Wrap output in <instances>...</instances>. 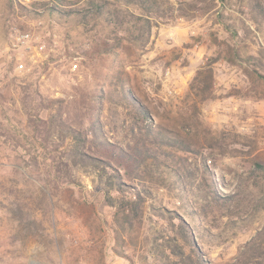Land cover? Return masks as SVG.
<instances>
[{
  "label": "rangeland",
  "instance_id": "1",
  "mask_svg": "<svg viewBox=\"0 0 264 264\" xmlns=\"http://www.w3.org/2000/svg\"><path fill=\"white\" fill-rule=\"evenodd\" d=\"M72 1L86 6V0ZM108 1L118 15L140 13ZM167 1L185 15L153 19L145 45L125 43L104 54L99 47L113 29L107 19L77 25L51 16L44 9L51 0H17L42 12L38 16L0 0V264H159L150 254L144 261L138 250L127 249L132 259L115 253L113 209L103 203L95 173L70 164L74 139L57 126L60 114L76 126L117 76L157 122L190 137L211 158L206 165L221 192L242 189L235 213L212 208L201 220L207 231L200 245L210 264L229 262L264 223V176L250 173L253 160L264 163V71L244 61L251 55L264 60V18L255 21L251 0H202L198 6L205 9L194 10L186 4L193 0ZM21 34H28L25 41L17 39ZM207 69L213 78L201 99L191 86L201 70L197 84L204 87ZM103 102L99 116L108 139L127 140L126 109L116 105L118 129L111 130L110 102ZM24 104L52 121L48 140L56 152L42 148ZM218 138L221 147H208ZM44 156L69 163L64 181L50 184ZM148 200L182 210L173 188L154 187ZM163 225L154 215L145 223L151 234Z\"/></svg>",
  "mask_w": 264,
  "mask_h": 264
},
{
  "label": "trees",
  "instance_id": "2",
  "mask_svg": "<svg viewBox=\"0 0 264 264\" xmlns=\"http://www.w3.org/2000/svg\"><path fill=\"white\" fill-rule=\"evenodd\" d=\"M114 1L134 5L140 13L126 11L118 15L117 10L107 8L108 0H86V6H77L72 0H51L44 9L57 21H73L77 25L103 19L110 21L113 29L99 47V52L104 54L119 49L125 43L145 45L151 34L153 19L168 18L173 11L177 15H185L181 6L174 8L167 0ZM201 3L202 0H193L186 4L191 10L205 9V6H198ZM14 6L33 15L42 13L33 7L27 8L17 0H9L8 7L13 9ZM251 9L255 21L259 23V19L264 18V0H251ZM244 61L256 71H264L262 55H251ZM207 72L204 87L197 84L201 83V70H198L191 86L194 96L201 95V99L208 97L213 78L211 69H207ZM114 86L112 90L109 88L99 93L95 98L97 106L94 104L89 108L84 117H77L74 122L76 126L63 119L62 114L57 118V126L74 139L70 164L95 173L103 203L113 209L111 229L115 253L132 259L126 253L127 249L138 250L144 261L150 254L159 264H210L200 245L207 231L201 220L207 217L212 208L222 214L235 213L233 205L239 204L242 189L231 193L221 192L215 176L206 165V160L211 158L203 155L190 137L157 122L149 108L130 90L126 78L117 76ZM103 99L110 102L111 130L118 129L116 105L126 109L130 121L122 127L127 140L108 139L99 116V111L104 107ZM54 102L61 103L63 100L56 99ZM24 105L27 123L34 127L36 136L40 135L42 148L47 153L49 147L50 151L56 152L58 145L48 140L53 128L52 121L39 117L36 110ZM221 140L214 139L208 147H221ZM42 164L50 184L64 181L70 171L69 163L61 157L44 156ZM56 172L62 175L57 176ZM250 173L264 176V163L253 160ZM154 187L175 189L181 199V212L148 204ZM152 215L166 222V226H161L154 234L145 226ZM226 264H264V223Z\"/></svg>",
  "mask_w": 264,
  "mask_h": 264
},
{
  "label": "built area",
  "instance_id": "3",
  "mask_svg": "<svg viewBox=\"0 0 264 264\" xmlns=\"http://www.w3.org/2000/svg\"><path fill=\"white\" fill-rule=\"evenodd\" d=\"M28 37V34H21L19 37H17V39L19 41H25ZM20 67H22V64L19 65Z\"/></svg>",
  "mask_w": 264,
  "mask_h": 264
}]
</instances>
